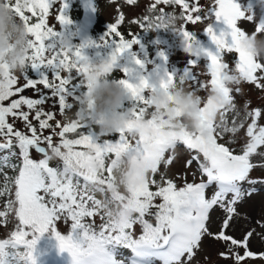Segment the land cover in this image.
<instances>
[{"label":"snow or ice","instance_id":"obj_1","mask_svg":"<svg viewBox=\"0 0 264 264\" xmlns=\"http://www.w3.org/2000/svg\"><path fill=\"white\" fill-rule=\"evenodd\" d=\"M56 2L11 0L8 5L24 23L31 39L28 42L30 54L26 57L28 66L24 71L26 83L22 87H14L17 77L7 64L0 61V151L7 150L2 158L4 166L14 170L18 167V174L12 180L14 200L7 204V213L14 212L18 224L7 238L0 239V264H36V245L48 232L54 235L61 252L70 253L72 264H156L157 261L160 264H192L204 235L230 242L231 246L243 247V255L230 248L237 264L248 258L264 261V252L249 250L254 229L248 231L242 241L226 234L233 216L238 214L236 205L246 195L251 196L257 191L256 187L244 188L243 183H264V179L250 178V172L257 167L253 158L264 161V124L259 123L264 119V112L260 108L248 110L246 103L241 119L232 87L243 80L264 89V63L254 60L244 49L241 41L246 31L237 26L241 20L255 22L252 17L241 9L236 0H214V6L210 4L203 15L199 14L201 7H190L188 0H156L152 5L153 9L161 3L178 5L183 12L176 16L160 9V15L154 18L145 16L144 22L140 23L145 31L165 29L166 23L176 18L192 25L207 20L203 31L215 46L214 49L204 47L192 31L187 30L184 24L180 26L179 34L188 41L187 52L193 57L189 65H197L200 58L207 60L210 81L207 85L200 84V88L218 92L221 99L216 103L211 97L202 99L197 95L196 103L200 104L197 130L183 126L176 130L174 125L165 123L163 116L155 110L150 113V118H146L148 109L153 108L149 91L167 96L173 86L183 88L185 81H196L197 77L190 68L186 67L179 74L166 69L149 72L145 63L131 52L133 46L140 43L137 36L126 39L118 30L125 19L123 14L109 25L102 45L89 40L65 47L62 42L66 35L64 28L71 20L65 14L67 4L64 0L57 16L60 30L48 25L49 11ZM127 3L135 4L136 0H127ZM34 17L36 22H30ZM213 19L222 20L227 30L214 31L211 26ZM261 28H264V23L256 25L254 32ZM192 41H195V51L192 50ZM93 45H115L109 56L114 70L125 53H130L134 65L138 66V69L133 66L120 69L123 78L119 82L134 103L128 110L130 119L118 131L116 142L101 140L100 137L106 135L104 133L94 136L85 131L78 132L91 124L80 106L83 95H77L76 88L81 84L88 87L85 76L89 57L83 49ZM225 52L238 54L234 70H230L229 64L223 61ZM160 55L167 59L163 52ZM29 68L36 70L39 77L30 78L27 74ZM229 80L235 83L229 84ZM37 84L50 89L52 97H58L59 111L68 121L63 124L56 121L55 128L60 129L58 133L50 123L54 114L37 108L45 103L46 96L33 99L21 95L4 104L27 88L39 93L41 90ZM22 106H26L28 111L21 110ZM74 107H77L75 118L70 119L66 110ZM33 110L39 131L29 118ZM229 112H234L231 124L227 119ZM175 115L182 119L178 107ZM10 117L23 122L27 132L16 129V120L9 122ZM45 129H52L60 138L59 142H53L52 134L43 136ZM242 129H245L247 139L237 151L231 145L237 143V133ZM67 134L78 135L77 138H68ZM228 136L231 138L225 139ZM45 142L47 148L41 146ZM178 142L195 153L187 160L186 167L195 162L197 171L206 180L198 183L185 181L178 187L161 171L162 165L166 169L173 163L175 156L166 154L170 150L174 153ZM16 149H19L18 154ZM31 150L43 154V158H32ZM12 158H17L19 164H11ZM53 158H59L62 167L50 166ZM121 161L125 166L118 179L116 170L122 167ZM260 166L264 167V163ZM210 186H214V191L209 198L206 190ZM97 193L102 198H97ZM3 194L0 190V195ZM214 206H219L226 213L219 233H211L207 227L210 210ZM5 216L6 212L0 211V217ZM97 216L102 221L99 225L94 219ZM61 219L71 221L67 234L57 230V222ZM137 226L141 229L139 234L136 233ZM259 226L264 229V223ZM121 249L130 250L131 256L118 259L122 255ZM220 255L228 258L229 253Z\"/></svg>","mask_w":264,"mask_h":264},{"label":"rangeland","instance_id":"obj_2","mask_svg":"<svg viewBox=\"0 0 264 264\" xmlns=\"http://www.w3.org/2000/svg\"><path fill=\"white\" fill-rule=\"evenodd\" d=\"M156 0H136L135 4H128L127 0H91L93 14H88V20L82 25L86 26L82 32L79 33V26L72 37L73 45H79L78 37L80 36H98L101 37L102 34L108 30L109 25L115 23L119 15L123 14L125 19L122 24L119 26L118 30L125 36L126 39H131L133 35L142 38L141 41L143 47L139 44L134 45V49L145 51L146 61L145 66L147 69H152L158 67L160 64L164 63L166 66L160 68V70L166 69L168 72L179 74L183 72L186 67H189L193 75L197 77L196 81L187 80L182 86L186 91H193L196 95L202 97V99L207 97L208 90L207 88H200V84L207 85L210 81V74L207 73L205 58H200L197 65H189V60L193 57L185 50L184 45L182 44L183 38L171 31L170 29H156L155 31L149 29L145 31L140 27V23L144 22L145 16L155 17L160 15V9H164L165 13L173 14L180 16L183 12V9L178 5L172 4H158L153 9L152 5L155 4ZM190 7L199 6L201 7V12L199 14L203 15L204 11L211 4L214 6V0H188ZM240 4L241 9L246 11L247 9H252L255 3V0H236ZM61 7L60 2L58 1L57 6H53L49 11L48 23L54 28V30H60V24L57 20L59 15V9ZM65 14L69 17L72 22L77 21L82 16V11L80 7L79 0H70L69 5L65 9ZM186 15V13H185ZM196 15V13H193ZM255 22L248 21H238L237 26L242 30H245L246 33H252L255 31L256 25L264 23V9L257 8L255 9L254 19ZM70 24L66 25L64 29H68ZM208 21L204 20L197 22L195 25L191 23L184 24L183 20L178 19L177 26L180 27L182 24L186 27L187 30L193 32V35L199 36L198 41L207 48L214 49L210 38L203 31L206 28ZM211 26L214 31L218 32L217 21L212 20ZM66 33V32H65ZM80 35V36H79ZM136 37V38H137ZM82 39V37H80ZM114 37H109V39ZM80 39V40H81ZM140 42V41H139ZM141 44V45H142ZM163 52L164 57H167L165 60L160 54ZM238 58L236 53H223V61L229 64L230 70H234V62ZM264 63V61H261ZM120 67L114 70L113 75L119 79L122 76ZM79 79V78H78ZM178 83V81H177ZM82 89H86L85 84H81ZM233 87V96L234 102L237 105V111L241 113V119L245 112V104L248 105V110L254 108H260L264 112V89H258L254 84H251L246 81H241L239 84L232 85ZM239 88L240 91L236 92L235 89ZM73 110V109H72ZM72 110H69L70 112ZM151 108L148 109L150 111ZM68 114V113H67ZM234 117V112H229L227 114V119L229 124ZM250 122V120L248 121ZM20 123V124H19ZM14 127L22 129L27 132L26 128L23 126V122H19ZM259 123L264 124V119L259 121ZM22 124V125H21ZM247 122L245 123V129ZM55 128V126H53ZM245 129L240 130L237 133V143L231 145V147L236 148L237 151L241 150L242 145L246 142ZM59 128H55V132L58 133ZM79 131H86L85 128ZM30 134V133H28ZM53 135V142L58 143L60 138L58 135H55L52 132V129L47 131L43 130V136ZM78 134H67L68 137L77 136ZM228 136L225 139H230ZM41 146L47 148L46 142ZM32 158L39 160L43 157V154L37 153L35 150L30 152ZM49 154L50 151H49ZM172 154L175 156L173 163L165 169L161 166V171L165 173L167 178H171L178 187L183 186L185 181L187 182H201V180H206V177H201V174L197 171L198 165L193 162L189 167H186V162L190 159L191 155H194V152L187 150L186 146L182 143L177 144L176 150L173 153L171 150L166 155ZM253 162L257 165L251 172L250 178L261 180L264 179V167L260 165L264 161L253 158ZM195 173V176L193 175ZM159 179V176L157 177ZM244 188L256 187L257 191L254 192L251 196H245L241 202L236 205L237 213L233 216V220L230 222V228L226 230V234L231 235L233 238L238 241H242L250 230H255L253 236L249 241V250L259 253L264 252V229L259 225L264 223V183H258L256 185H249L247 182H244L242 185ZM214 191V186H210L206 190V196L211 197ZM6 216L0 217V239L7 238L11 231L15 230V225L18 222L14 212L7 213L5 210ZM226 218L225 211L219 206H214L210 210V219L207 222V227L211 233H219L222 226L223 219ZM94 219L100 220L99 216ZM259 222V223H258ZM57 229L65 232L66 226L63 220L57 222ZM139 227L136 228V233H138ZM230 248L234 252H238L240 255H243L245 249L243 247L231 246L230 242H224L213 238L210 235H204L201 241V248L197 251L196 256L192 264H237L234 256L230 254ZM122 255L118 256V259L124 257H130L131 252L127 249L120 250ZM220 253H229L228 258H224ZM60 254V253H59ZM54 258L59 262V264H72V257L66 256L65 254L59 256L58 253ZM127 264V262H126ZM156 264H160L159 261ZM240 264H264V261L259 259L252 260L251 258L246 259L245 261L240 262Z\"/></svg>","mask_w":264,"mask_h":264},{"label":"clouds","instance_id":"obj_3","mask_svg":"<svg viewBox=\"0 0 264 264\" xmlns=\"http://www.w3.org/2000/svg\"><path fill=\"white\" fill-rule=\"evenodd\" d=\"M10 3L11 0H0V61L7 64L8 69L13 73L24 72L28 66L26 57L30 54L28 42L31 36L24 23L8 6ZM257 8L264 9V0H255L253 8L247 9L246 14L254 19ZM177 22L178 18L168 21L165 29L179 34L180 27L177 26ZM62 42L65 47L73 45L70 35H65ZM187 43L188 41L183 38L182 44L186 51ZM191 43L192 50L195 51V41ZM241 43L254 60L264 61V28H261L259 32L245 33ZM113 72L109 58L89 60L88 72L85 76L87 92L80 98L84 115L90 123L96 125L99 133L106 135L118 133L130 119L129 111L121 110L128 94L127 90ZM228 83L232 84L235 81L229 80ZM207 96L216 103L220 102L221 97L218 92L209 90ZM149 97L154 110L163 116L165 123L174 125L176 130H180L182 126L189 130H197V113L200 104L196 103L198 97L195 93L173 86L167 96L149 91ZM203 102L201 100V103ZM177 107L182 112V119L176 118ZM121 165L122 167L116 170L118 179L121 178L124 170V161H121Z\"/></svg>","mask_w":264,"mask_h":264},{"label":"trees","instance_id":"obj_4","mask_svg":"<svg viewBox=\"0 0 264 264\" xmlns=\"http://www.w3.org/2000/svg\"><path fill=\"white\" fill-rule=\"evenodd\" d=\"M58 1L62 5L63 0H57L55 6H57ZM64 2L68 5L70 3V0H65ZM30 22H36V18L34 17L32 19V21H30ZM48 25L51 26L49 23H48ZM70 27L68 29H64V31L66 32L65 33L66 35H70L71 37H73V35L75 33V28L73 26L71 28ZM104 36H105V33L102 34L101 37H98V36L97 37H94V36L91 37L90 36L81 44L86 43L87 41L91 40V41H94L96 45H102V38ZM179 36L182 37V34H179ZM194 36L196 37L197 40L199 39V36H197L196 34ZM137 39L140 41L139 46L143 47L144 44L141 43V41H143L142 38L137 37ZM114 47H115V45L100 46V47H96L95 45H93V46L85 47L83 49V52L85 55H87L89 57V60L107 59V58H109L110 53ZM131 52H134L136 54V57L138 59L142 60L144 63L147 60L146 59L147 55H146L145 51L140 50L138 52V50L134 49V47H133ZM126 66H133V67H136L138 69V66L134 65V62L131 60V54L130 53H125L119 60V67L120 68H123ZM157 68L158 67H155L152 69H147V70L149 72H152V71L156 70ZM13 74L17 77V85H15L14 87H22L26 83V80L24 79L25 73L24 72H14ZM27 74L30 78H38L39 77V73L36 70H33L31 68H29ZM62 75H66V73H62ZM120 78H123V74ZM79 79H82V77H79ZM50 80H51V74H50ZM80 86L78 88H76V94L77 95H84L87 92V87H86V89H82ZM37 88H39L41 90L39 93H36L35 90L32 88H27L22 93H19L16 96L11 97L8 101H5L4 104L7 105L8 103H10V101L12 99H18L21 95L25 96L27 98H33V99L39 98L41 95H44L47 97L45 103L42 105H38L37 108L43 109L44 111H50L54 114V120L50 121V123L53 126H55L56 121H60L61 124L68 122L65 119V116L61 115V113L59 111L58 97H52L51 96V90L50 89H44L43 85L37 84ZM147 94L148 93L146 92L145 95H147ZM69 100L71 102L70 98H69ZM133 103L134 102L129 98V95L127 94L125 101L122 104L121 110H129L132 107ZM77 107H74L71 112L69 110H66V115L70 119L75 118L74 113L77 110ZM21 110L28 111L26 106H22ZM153 110L154 109L151 108V110L148 111L149 115L146 116V118H150V113ZM34 114H35V110L31 111L29 118L32 121V123L35 126H37L38 131H39L38 121L33 119ZM14 119L16 120L15 125L17 126V124L20 122L18 119L10 117L9 122H12ZM23 126H24V124H23ZM15 128L18 129L17 127H15ZM47 130L48 129H45V131H47ZM85 130H86L85 131L86 133L94 135V136L99 134V129L96 127V125L94 123H91L89 126L85 127ZM22 131H24V130H22ZM68 138H77V136H71ZM100 139L101 140L107 139V140H110L111 142H116L117 141V133H113L111 135H104V136L100 137ZM16 152L18 154L19 149H16ZM6 154H7V150L0 151V190H3V192H4L3 195H0V211H5L7 209V204H8L9 200H14L15 185H14V183H12V180L18 174V167L14 170L12 167L4 166L2 158ZM49 163H50V166H52V167H62V161H60L59 158H53ZM11 164L18 165L19 160L17 158H12ZM105 175H106V173H105ZM81 183H83L82 178H81ZM96 195H97V198H102L99 193H97ZM157 202H159V201H157ZM86 219H88V218H86ZM61 220H63V219H61ZM17 221H18V219H17ZM63 222L66 226V231L62 232L58 229L57 230L60 231L62 234H67L70 231L71 221L68 220L67 222H65L63 220ZM88 222H91V220L88 219ZM95 222H96V225H99L102 221L95 219ZM16 224H18V222ZM140 231H141V229L139 228V231L137 234H139ZM48 242H50L51 244H54V243L58 244L54 235L50 232L45 233L43 236H41V238L39 239V241L36 245V251L34 253V255L36 256V264H42L41 263V255L44 252L45 244ZM20 251H23V248H21Z\"/></svg>","mask_w":264,"mask_h":264}]
</instances>
